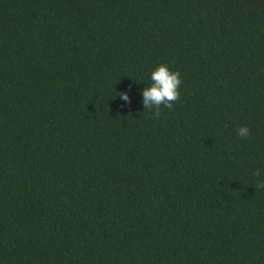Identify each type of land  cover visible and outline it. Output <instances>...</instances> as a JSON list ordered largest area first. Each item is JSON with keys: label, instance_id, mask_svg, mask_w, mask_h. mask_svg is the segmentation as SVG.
Instances as JSON below:
<instances>
[{"label": "trees", "instance_id": "1", "mask_svg": "<svg viewBox=\"0 0 264 264\" xmlns=\"http://www.w3.org/2000/svg\"><path fill=\"white\" fill-rule=\"evenodd\" d=\"M261 180L264 0H0V264H264Z\"/></svg>", "mask_w": 264, "mask_h": 264}, {"label": "clouds", "instance_id": "2", "mask_svg": "<svg viewBox=\"0 0 264 264\" xmlns=\"http://www.w3.org/2000/svg\"><path fill=\"white\" fill-rule=\"evenodd\" d=\"M151 86L143 90V105L145 109L153 110V116L159 117L161 114V106L171 110L176 101L180 98V85L182 83L180 73L178 71H171L165 64H161L155 68L151 73ZM125 103L130 104L129 96L124 93L117 95ZM250 129L247 127H240L237 134L241 138H248ZM255 176L261 175L259 169L254 173ZM256 188H264V180L256 184Z\"/></svg>", "mask_w": 264, "mask_h": 264}]
</instances>
